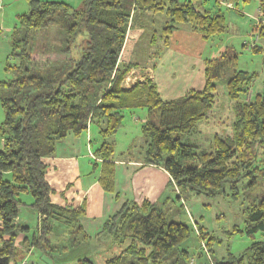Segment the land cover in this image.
Listing matches in <instances>:
<instances>
[{"label": "trees", "instance_id": "16d2710c", "mask_svg": "<svg viewBox=\"0 0 264 264\" xmlns=\"http://www.w3.org/2000/svg\"><path fill=\"white\" fill-rule=\"evenodd\" d=\"M27 1L28 10L18 15L9 41L8 59L15 62H8L6 69L12 77L0 81L4 115L0 122V259L5 257V264L23 258L26 251L21 248H34L50 264H64L55 257L57 252L70 243L86 244L79 222L83 205L65 207L51 202L53 189L42 159L54 155L56 145L69 133L80 136L89 125H96L100 142L93 152L102 159L98 183L113 193L114 143L107 139L119 128L124 110H146L141 125L145 136L142 160L161 166L185 198L213 197L225 193V186L236 197L241 178H252L248 184L256 174L264 176L258 160L262 156L264 163V84L261 91L249 94L253 75L236 68L237 56L229 47L205 59L203 87L178 98L163 100L149 78L128 88L122 85L137 64L120 62L131 20L146 13H165L168 19L160 36L166 45L168 34L183 25L204 38L222 32L225 16L219 8L201 10L192 0H80L76 6L56 0ZM258 16L264 18V0H258ZM50 27L57 28L61 41L51 46L40 42L35 48L33 34H48ZM254 29L264 38V24ZM253 52L264 56L258 46ZM221 81L233 102L231 129L224 135L214 133L209 150H195V145L181 138L212 114ZM21 194H30L32 201L27 204ZM169 201L126 200L107 216L98 237L107 238L109 247L123 248L105 264H191L189 250L182 244L192 229L172 215L180 210L167 207ZM25 205L37 215L32 228L14 224L20 206ZM243 212V227L233 231L248 236L264 233V192ZM59 225L67 227V233L63 229L67 247L53 243ZM196 227L202 239L213 238L201 225ZM80 255L75 257L76 264H94L86 254ZM213 260V264H264V239L252 241L237 256Z\"/></svg>", "mask_w": 264, "mask_h": 264}, {"label": "rangeland", "instance_id": "374dc122", "mask_svg": "<svg viewBox=\"0 0 264 264\" xmlns=\"http://www.w3.org/2000/svg\"><path fill=\"white\" fill-rule=\"evenodd\" d=\"M216 1L217 3L223 2ZM223 3L231 9L238 7L237 9L239 12L229 10L224 6H219V9L225 16V28L219 34L204 38L201 33L192 31L185 25L179 28H186L191 32H195L199 34L206 43L208 42L209 45L203 61L204 65L205 59L217 55L223 46L229 47L236 53V68L238 70H245L253 75L249 94H255L262 90L264 84V56L261 52H253L255 46L264 49V38L259 36L258 31L254 29L256 25L264 24V18L260 19L258 16V0H248L247 2L238 0L236 2L229 1ZM27 10V0H0V81H6L12 77V71L6 69L8 62H15L12 58L8 59V53L10 52L9 41L12 29L18 22V15ZM148 14L150 15L149 17L147 16ZM167 19L168 17L163 12L146 13L144 16L141 15V17H137L129 23L124 41L126 44L123 43L120 53V62L131 61L137 64L132 67L124 77L122 81L124 87L128 88L137 82L144 81L146 78H149L155 83L158 76L156 75V77H154L153 72H155V74L162 73L159 61L162 59L163 50L167 47L169 37L173 31L172 30L168 34L167 44L164 45L163 37L160 35L163 34L162 29ZM134 26L140 28L141 31L133 40L128 29L131 30ZM49 31L50 32L45 35V32L42 31H36L35 34H33L35 48H39L38 43L40 42L45 43V41H47L50 43L49 46H51L57 45V43L61 41L60 35L56 32V27H50ZM127 44H132V47H136L133 54L132 52L130 55L126 54ZM204 65L200 88L198 84L196 85L198 88H194L195 82H190V78L184 76L185 67H183L178 69L179 73H173L172 76L175 77V85L173 84L169 93L176 95L181 92L180 95L178 94V96H176V98H178L189 90L201 89L204 85ZM154 78L156 79L154 80ZM163 78H165V76ZM155 85L156 88H158V84L155 83ZM215 93L216 101L212 114L205 121L199 122L196 129L191 134L184 135L181 138L182 142L195 145V150H209L210 141L214 133L224 135L226 131H230L231 129V124L234 120L232 109L233 102L226 97L223 81L218 82ZM143 115H145L144 119L142 118ZM3 117V109L0 102V122L3 120ZM145 119L146 110L144 108L124 110L119 128L107 139L108 142L114 143L113 157L134 156L142 158L145 147V136H143L141 132V125ZM91 129L97 132L96 125L91 124ZM94 136L91 142L93 150L98 146L100 141L99 134ZM1 146L2 138L0 136V148ZM88 154L91 158L98 161L102 160L97 157L94 152H89ZM262 159V156L258 158L260 161L259 165L261 168H264V163L261 161ZM248 180L252 181V178L244 177L238 181L236 197H233L228 187L225 186V193L213 197L190 195L185 198L180 190L171 183L173 193L171 194V199L167 207L174 206L176 209L179 208L180 212L176 214L175 210H172L174 213L172 215H175V218L186 221L192 229L190 236L182 244L189 250L191 264H213V258L216 260H227L229 256L239 255L252 241L264 239L263 232L258 231L254 233L253 236H248L243 232L233 231L235 227L240 229L243 227L244 209L252 202L257 201L264 192L263 175L256 174L254 182L247 184ZM176 194L178 195L177 197ZM20 198L26 203L32 201L30 194H21ZM22 207L21 210H23L24 213H31V207L29 205ZM34 224L35 221L32 223L31 228ZM198 224L204 227L213 238L210 240H208V237L202 239L196 229ZM63 229L67 233V227L65 225H59L54 229L53 243H62L63 246L67 247L63 242L68 235L64 233ZM96 237L97 239H95V241L92 239L88 241L86 237V239L83 240L86 241V244H81L79 246L70 243L66 249L57 252L55 257L65 261L64 264H76V256L84 253L89 256L88 258L92 260L94 264H105L107 259L113 257L117 253L110 250L112 246H108V241H106L107 238H102L105 239V241L99 239L98 233ZM207 242L210 243L208 246L211 248V253L206 245ZM100 244H102V246L98 247ZM38 254L41 256L44 262L43 264H46V262L48 264V260L50 261V259L39 252Z\"/></svg>", "mask_w": 264, "mask_h": 264}, {"label": "crops", "instance_id": "0c3cea01", "mask_svg": "<svg viewBox=\"0 0 264 264\" xmlns=\"http://www.w3.org/2000/svg\"><path fill=\"white\" fill-rule=\"evenodd\" d=\"M56 1H62L71 6H76L80 2V0ZM192 1L201 10L211 9L214 11L219 6H224L229 10L239 12L238 7L231 9L223 2L217 3L216 0ZM140 31L141 29L137 26L131 30L128 29L133 40ZM124 43L126 44V42ZM208 45V42L206 43L199 34L186 28H177L171 32L168 45L163 50L162 59L159 61L162 73L155 74L153 72L154 77L158 76L157 80H155L156 78L154 80L158 84L157 89L163 100H170L176 98L178 94L180 95L181 92L176 95L169 93L175 82V77L172 75L175 72L179 73V68L185 67L184 76L189 77L190 82H195L194 88H198L197 84L200 88L203 61ZM126 48V54L130 55L131 52L134 53L136 47L127 44ZM164 76L165 78H163ZM142 118L144 119L145 115ZM93 134L96 135L98 132H94L91 125L84 134L78 137L69 133L64 140L56 145L54 155L42 159L47 165L46 180L53 189L50 194L51 202L65 207L83 205L84 215L80 217L79 222L88 241L97 239V233L104 219L119 209L126 200H133L136 203H141L143 200L159 203L166 199L170 200L173 193L171 178L161 166L145 163L141 157L134 156L113 157L115 163L114 192H105L98 183L101 162L91 158L88 154L93 152L91 145L92 139L95 137ZM22 208L20 206L14 224L31 227L32 223L36 222L37 215L33 209H31V213H24ZM103 240L105 241V239ZM101 246L102 244L98 247ZM21 249L26 251L25 256L17 262L9 261L8 264L44 263L34 248ZM110 250L115 253L120 251L119 247L115 245ZM48 264H50L49 260Z\"/></svg>", "mask_w": 264, "mask_h": 264}, {"label": "water", "instance_id": "95a60500", "mask_svg": "<svg viewBox=\"0 0 264 264\" xmlns=\"http://www.w3.org/2000/svg\"><path fill=\"white\" fill-rule=\"evenodd\" d=\"M7 261V259L5 257L1 258L0 259V264H5Z\"/></svg>", "mask_w": 264, "mask_h": 264}]
</instances>
